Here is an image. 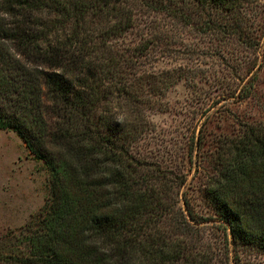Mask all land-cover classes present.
Wrapping results in <instances>:
<instances>
[{
  "label": "trees",
  "instance_id": "trees-1",
  "mask_svg": "<svg viewBox=\"0 0 264 264\" xmlns=\"http://www.w3.org/2000/svg\"><path fill=\"white\" fill-rule=\"evenodd\" d=\"M252 3L0 0V129L48 172L45 203L17 234L0 236V264H215L195 227L202 217L171 194L186 178L171 180L134 151L173 82L169 71L135 76L129 68L151 42L124 41L141 14H163L250 48ZM240 127L232 136L200 129L188 161L198 168L208 148L213 166H201L198 193L234 245L264 250V122Z\"/></svg>",
  "mask_w": 264,
  "mask_h": 264
},
{
  "label": "rangeland",
  "instance_id": "rangeland-1",
  "mask_svg": "<svg viewBox=\"0 0 264 264\" xmlns=\"http://www.w3.org/2000/svg\"><path fill=\"white\" fill-rule=\"evenodd\" d=\"M247 11L250 48L234 37L182 26L163 14L137 16L138 27L124 41L130 48L151 42L143 63L129 68L135 76L157 78L169 71L173 82L165 95L157 96L163 110L150 111V131L134 151L171 180L186 178L178 193L171 194L176 201L186 196L202 217L195 227L210 245L215 264H264L263 249L231 242L221 218L196 189L204 181L203 168L211 171L213 166L208 148L198 168L188 161L192 138L200 129L232 136L241 124L264 122V0H253ZM246 85L249 94L241 95ZM47 177L43 162L28 152L17 133L0 129V236L8 231L17 234L45 203ZM176 207L185 215L181 201Z\"/></svg>",
  "mask_w": 264,
  "mask_h": 264
}]
</instances>
